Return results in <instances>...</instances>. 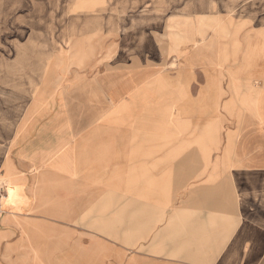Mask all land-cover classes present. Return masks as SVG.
Here are the masks:
<instances>
[{
	"label": "crops",
	"instance_id": "0c3cea01",
	"mask_svg": "<svg viewBox=\"0 0 264 264\" xmlns=\"http://www.w3.org/2000/svg\"><path fill=\"white\" fill-rule=\"evenodd\" d=\"M190 24L166 26L177 69L142 24L126 67L27 76L39 97L0 118V264H264V26Z\"/></svg>",
	"mask_w": 264,
	"mask_h": 264
},
{
	"label": "rangeland",
	"instance_id": "374dc122",
	"mask_svg": "<svg viewBox=\"0 0 264 264\" xmlns=\"http://www.w3.org/2000/svg\"><path fill=\"white\" fill-rule=\"evenodd\" d=\"M77 1L0 0V118L18 117L39 97L33 89L25 93L27 76L40 79L51 67L60 75L66 70L126 67L133 50L144 52L146 48L118 45L127 30H139L142 24L154 28L150 54L152 49L161 67L173 62V69H177L183 52L175 58L168 54L167 33L177 32L166 28L168 22H199L203 28L214 23L219 28V24L246 19L264 26V0H106L110 9L103 13H79V8L72 6ZM151 39L152 35L148 41ZM72 40L71 49L67 42ZM218 42L225 44L223 39ZM12 64H19L18 72L3 73L5 66ZM30 86L34 87L33 83Z\"/></svg>",
	"mask_w": 264,
	"mask_h": 264
},
{
	"label": "built area",
	"instance_id": "2783aa9c",
	"mask_svg": "<svg viewBox=\"0 0 264 264\" xmlns=\"http://www.w3.org/2000/svg\"><path fill=\"white\" fill-rule=\"evenodd\" d=\"M3 197H4V192H3V189H2V184L0 183V200Z\"/></svg>",
	"mask_w": 264,
	"mask_h": 264
}]
</instances>
